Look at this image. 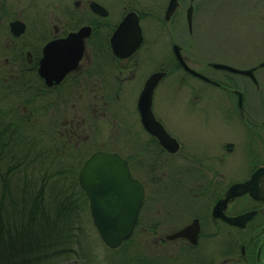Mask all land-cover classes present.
I'll return each instance as SVG.
<instances>
[{
  "label": "flooded vegetation",
  "instance_id": "1",
  "mask_svg": "<svg viewBox=\"0 0 264 264\" xmlns=\"http://www.w3.org/2000/svg\"><path fill=\"white\" fill-rule=\"evenodd\" d=\"M47 1L0 0V88L16 102L9 104V116L15 112L35 122L61 159L79 147L68 153L74 154V162L65 163L75 173L91 153L76 174L79 187V174L94 155L115 154L126 162L131 179L145 192L135 231L152 238L147 264H264V177L255 196L229 194L232 186L247 183L264 168V121L251 117L247 94L228 79L241 78L259 92L257 75L264 67L212 63L191 53L189 40L204 28L197 0H177L169 18L172 0ZM130 14L137 16L140 36L133 21L118 34ZM139 37L141 44L130 51ZM178 57L197 74L222 77H207L211 83H205L190 75ZM214 64L253 69L256 82L215 70ZM155 74L162 75L151 101L156 124L145 125L139 103ZM188 79L207 89L189 88ZM183 90L194 98L177 101ZM159 92L163 100L157 105ZM172 110L181 114L169 120ZM98 122L116 129L117 152L96 150ZM238 127L241 136L226 131ZM162 134L168 138L161 140ZM228 198L221 212L225 218L250 219L232 225L216 218L214 208ZM192 225L199 228L195 245L173 238Z\"/></svg>",
  "mask_w": 264,
  "mask_h": 264
},
{
  "label": "trees",
  "instance_id": "2",
  "mask_svg": "<svg viewBox=\"0 0 264 264\" xmlns=\"http://www.w3.org/2000/svg\"><path fill=\"white\" fill-rule=\"evenodd\" d=\"M7 110L0 109V264H58L73 253L75 222L89 203L37 124Z\"/></svg>",
  "mask_w": 264,
  "mask_h": 264
},
{
  "label": "rangeland",
  "instance_id": "3",
  "mask_svg": "<svg viewBox=\"0 0 264 264\" xmlns=\"http://www.w3.org/2000/svg\"><path fill=\"white\" fill-rule=\"evenodd\" d=\"M52 1L47 2L50 4ZM195 5L201 7L204 28L199 34L195 31V34L200 35L199 38L196 35L195 39L189 40L191 53L212 63L229 62L238 66L239 62H246L247 68L264 64V0H197ZM221 75H214L212 72L206 74L212 79L221 78ZM257 78L260 83L259 92L254 90L253 85L249 82L246 84L241 78H230L229 76L228 79H231L235 87L244 90L247 94V112L255 121L262 122L264 121V69L258 70ZM187 84L189 88L207 89V86L202 85L198 80L188 79ZM189 93L188 90H183L177 96V101L192 100L194 94ZM220 99H223L222 95ZM156 100L157 105L162 103V92L157 94ZM9 104H16L15 99L7 98L4 90L0 88V109L9 108ZM171 108L172 104H169L167 110ZM180 114L172 110L167 117L170 120ZM44 125V127L41 126L42 129L46 127V123ZM107 126L105 123L98 122L97 129L95 128V148L117 152V135L114 133L116 129L111 123ZM38 130L41 131L39 127ZM226 131L238 137L242 135L243 129L238 127ZM212 133L208 132L207 136ZM75 147L68 153L71 151L74 154L77 153L80 148ZM68 153V157L62 158V162L71 165L74 162L72 158L74 154ZM90 154H86L81 160L76 173ZM75 226L79 235L78 243L73 245V253L62 258L58 264H147V259L153 256L152 238L138 229L123 249L116 251L107 249L93 225L89 208L83 209Z\"/></svg>",
  "mask_w": 264,
  "mask_h": 264
},
{
  "label": "water",
  "instance_id": "4",
  "mask_svg": "<svg viewBox=\"0 0 264 264\" xmlns=\"http://www.w3.org/2000/svg\"><path fill=\"white\" fill-rule=\"evenodd\" d=\"M195 0H191L193 3ZM177 7V0H172L167 12V18L175 11ZM193 19V6L187 11V21L189 26L192 24ZM133 21L136 35L140 36V29L138 26V19L135 14H130L126 17L118 30L122 33L125 31L127 25ZM141 44V37L137 44L130 50L133 51ZM113 50L116 52L114 43H112ZM52 50V45H49L47 52ZM46 52V54H47ZM118 55V54H117ZM180 63L185 70L195 78L202 80L205 83H211V81L200 74L190 70L178 57ZM215 70L225 71L234 75L245 76L256 82L254 78L253 69L247 71H241L232 67L220 64L213 65ZM260 68L264 67V64L259 65ZM43 78H49L48 74L41 72ZM64 74L60 75V79ZM160 74L153 75L146 83L143 93L141 95L139 109L145 125L156 124L153 115L151 113V101L155 87L161 79ZM50 83V82H48ZM50 85V84H49ZM238 106L243 105V96L238 93ZM161 140L168 138L166 135H158ZM264 177V168L257 170L251 179L245 184L234 185L230 188L229 194L237 197L246 193L251 196L259 194L258 183L259 179ZM79 185L82 191L86 194L89 203L90 216L93 225L98 233L99 238L105 247L111 251L119 250L122 245L130 240L135 231V227L138 221L139 212L141 210L145 192L140 183L131 179L126 162L123 161L118 155L98 153L91 157L84 165L79 174ZM228 198L216 205L213 210L216 218H221L232 225H238V222H246L250 219V215H244L237 219H227L221 213L226 209ZM258 200L259 198H254ZM221 213V214H220ZM199 228L197 225H192L189 228L183 230L173 238H185L192 244L197 243Z\"/></svg>",
  "mask_w": 264,
  "mask_h": 264
}]
</instances>
